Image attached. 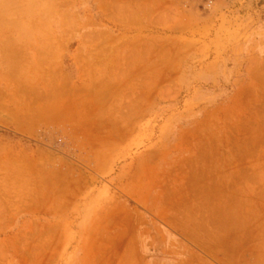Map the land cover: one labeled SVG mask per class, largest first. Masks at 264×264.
Segmentation results:
<instances>
[{
  "label": "rangeland",
  "instance_id": "1",
  "mask_svg": "<svg viewBox=\"0 0 264 264\" xmlns=\"http://www.w3.org/2000/svg\"><path fill=\"white\" fill-rule=\"evenodd\" d=\"M0 46V264H127L129 215L173 264L140 182L264 195V0H0Z\"/></svg>",
  "mask_w": 264,
  "mask_h": 264
},
{
  "label": "crops",
  "instance_id": "2",
  "mask_svg": "<svg viewBox=\"0 0 264 264\" xmlns=\"http://www.w3.org/2000/svg\"><path fill=\"white\" fill-rule=\"evenodd\" d=\"M18 72L9 69L6 75L22 79L25 74ZM164 186L166 191L157 196H149L150 186L145 183L127 188L140 205L158 216L161 258L173 264H264V195L226 191L189 197L175 192L168 182ZM134 220L130 215L126 218L122 234L127 264H141L143 259L127 234Z\"/></svg>",
  "mask_w": 264,
  "mask_h": 264
},
{
  "label": "bare ground",
  "instance_id": "3",
  "mask_svg": "<svg viewBox=\"0 0 264 264\" xmlns=\"http://www.w3.org/2000/svg\"><path fill=\"white\" fill-rule=\"evenodd\" d=\"M138 44V43H137ZM22 94V93H21Z\"/></svg>",
  "mask_w": 264,
  "mask_h": 264
}]
</instances>
